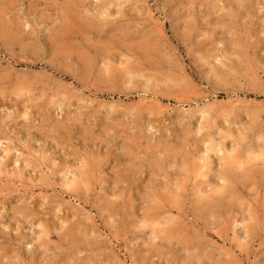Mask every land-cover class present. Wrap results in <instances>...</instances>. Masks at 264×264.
Returning <instances> with one entry per match:
<instances>
[{
    "label": "rangeland",
    "instance_id": "374dc122",
    "mask_svg": "<svg viewBox=\"0 0 264 264\" xmlns=\"http://www.w3.org/2000/svg\"><path fill=\"white\" fill-rule=\"evenodd\" d=\"M0 264H264V0H0Z\"/></svg>",
    "mask_w": 264,
    "mask_h": 264
},
{
    "label": "bare ground",
    "instance_id": "6f19581e",
    "mask_svg": "<svg viewBox=\"0 0 264 264\" xmlns=\"http://www.w3.org/2000/svg\"><path fill=\"white\" fill-rule=\"evenodd\" d=\"M55 1V0H54ZM64 10V9H63ZM71 10V9H70ZM98 10V9H97ZM62 11V10H61ZM4 13V12H3ZM110 15V14H109ZM86 17V16H85ZM104 25V24H103ZM193 25V24H192ZM103 28V27H102ZM83 31V30H82ZM10 35V34H9ZM59 35V34H58ZM88 59V58H87ZM89 60V59H88ZM66 61V60H65ZM3 83V82H2ZM223 172V171H222ZM80 174H81V172H80ZM82 174H83V172H82ZM92 174V173H91ZM80 176V175H79ZM89 176V175H88ZM90 177V176H89ZM225 178V177H224ZM226 179V178H225ZM82 183V182H81ZM82 188V187H81ZM200 201V200H199ZM113 209V208H112ZM47 225V224H46Z\"/></svg>",
    "mask_w": 264,
    "mask_h": 264
}]
</instances>
